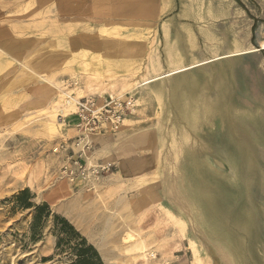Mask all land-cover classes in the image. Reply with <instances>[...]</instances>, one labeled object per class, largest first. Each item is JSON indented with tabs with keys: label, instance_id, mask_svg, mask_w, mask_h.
I'll return each mask as SVG.
<instances>
[{
	"label": "rangeland",
	"instance_id": "obj_1",
	"mask_svg": "<svg viewBox=\"0 0 264 264\" xmlns=\"http://www.w3.org/2000/svg\"><path fill=\"white\" fill-rule=\"evenodd\" d=\"M67 1L71 6L74 1L80 2L85 12L82 10L74 20L70 11H52L51 6L57 0H0V48L8 54L0 52V264H73L75 241L62 236L64 241L57 249L56 215L67 219L95 247L104 264L108 261L110 264H141L138 254L127 253L125 245L121 244L123 234L129 230L154 239L151 249L156 251L158 262L217 264L218 252L214 250L205 254L185 250V221L175 214L169 219V214L161 208L167 207L169 184L175 179L174 172L168 169L169 155H161V169L153 172L149 166L148 170L135 172L128 178L117 174L118 170L113 167L111 172L101 175L100 182L93 185L95 188L82 180L71 182L64 176L63 166L68 154L62 152L60 146H72L78 133L69 116L72 109L66 108L57 91L62 82L75 80L80 87L78 97L112 94L106 92L109 89L122 95L143 85L137 80L168 78L192 67H208L221 57L182 65L180 61H172L171 66L163 68L165 59L160 55L161 45L154 42L158 32L152 24L142 25L141 29L128 25L123 29L109 19L105 26L104 0H97L91 13L88 12L89 0ZM73 23L83 24L78 27ZM121 32L123 39H120ZM126 38L153 41L108 42ZM261 47L264 49V42ZM121 48L127 52L119 53ZM212 48H219V43ZM257 51L255 48L245 52L236 50L224 58H242ZM167 55H170L169 48ZM109 56L120 66L129 68L120 69L123 71L118 74L107 70L106 67L110 69L106 65ZM128 71L135 72L124 76L129 81L125 82L122 77L128 75ZM159 71L162 72L158 74ZM120 75L122 77H118ZM117 82L123 88L114 90ZM56 126L58 129L54 131ZM94 140L95 137L90 162L97 157ZM57 148L59 151H55ZM70 154L73 153L70 151ZM152 182H159L155 187L159 202L149 196L154 191ZM25 191L29 195L23 197ZM121 199L128 203L123 214H110L119 210L117 203ZM145 199L149 201L147 205ZM27 202L37 207L49 205L52 215L44 217L34 227L36 210L24 208ZM149 207L154 211L147 212ZM105 217L113 218L114 228L120 234L117 242L101 246L100 222ZM164 223L170 224L166 232L170 233L171 249L166 257ZM160 226L162 228L157 230ZM206 253L213 257L208 258Z\"/></svg>",
	"mask_w": 264,
	"mask_h": 264
},
{
	"label": "crops",
	"instance_id": "obj_2",
	"mask_svg": "<svg viewBox=\"0 0 264 264\" xmlns=\"http://www.w3.org/2000/svg\"><path fill=\"white\" fill-rule=\"evenodd\" d=\"M104 1L105 26L109 19L123 29L152 24L158 32L154 42L161 45L165 59L163 68L172 61L182 65L221 59L207 68L192 67L165 79L137 80L143 85L136 91V112L118 131L95 137L94 161L111 163L117 174L128 178L149 166L153 172L161 169V155H169L168 169L175 179L169 184L167 208L186 223L184 249L192 253L193 239L199 253L218 252L222 262L217 264H264V0ZM95 4L97 0H89V13ZM51 9L70 11L74 20L85 12L80 2L71 6L67 0H57ZM215 43L219 48H212ZM251 48L258 51L224 58L232 51ZM123 50L118 52H127ZM113 59L106 58L107 70L118 74L127 69ZM130 73L118 77L125 80ZM120 84H114V90ZM106 92L117 94L111 89ZM158 183L151 184L157 193Z\"/></svg>",
	"mask_w": 264,
	"mask_h": 264
},
{
	"label": "built area",
	"instance_id": "obj_3",
	"mask_svg": "<svg viewBox=\"0 0 264 264\" xmlns=\"http://www.w3.org/2000/svg\"><path fill=\"white\" fill-rule=\"evenodd\" d=\"M79 89L77 81L66 80L61 83L57 91L63 97L66 106L73 105V112L69 116L75 119L74 129L78 133V138L72 146H60L61 151L68 154L63 166V174L71 182L82 180L95 188L94 184L100 182L101 175L111 172L114 166L93 160L90 162L93 139L105 131L112 133L118 131L125 119L135 113L138 108L136 98L138 88L134 87L122 95L78 97L76 94ZM55 151H59V148ZM70 151L73 154H70Z\"/></svg>",
	"mask_w": 264,
	"mask_h": 264
},
{
	"label": "bare ground",
	"instance_id": "obj_4",
	"mask_svg": "<svg viewBox=\"0 0 264 264\" xmlns=\"http://www.w3.org/2000/svg\"><path fill=\"white\" fill-rule=\"evenodd\" d=\"M143 8V7H142ZM144 9V8H143ZM95 31V30H94ZM97 32V31H96ZM83 34V33H82ZM85 35V34H84ZM94 40V39H93ZM89 42V41H88ZM109 42V41H108ZM102 46V45H101ZM111 46V45H110ZM109 46V47H110ZM167 48H169L168 46H167ZM3 52L4 54H6V52H4L1 48H0V52ZM6 55H8V54H6ZM85 55H86V53H85ZM88 58V57H87ZM4 60V59H3ZM11 62V61H10ZM14 63V62H13ZM126 68V67H125ZM128 68V67H127ZM202 68H207V66H202ZM213 70H215V69H213ZM218 74V73H217ZM221 77V76H220ZM160 79H162V77H160ZM165 79V78H164ZM222 80V79H221ZM224 80V79H223ZM222 83H223V81H222ZM225 83V82H224ZM204 84H206V83H204ZM203 84V85H204ZM205 86V85H204ZM203 86V87H204ZM224 86V85H223ZM202 87V86H201ZM200 87V88H201ZM220 87V89H221V86H219ZM150 89H152L153 90V87H149ZM206 88H207V85H206ZM221 90H223V88L221 89ZM186 92V90L184 91V93ZM223 94V93H222ZM179 95V94H178ZM186 95V94H185ZM188 95V94H187ZM198 95V94H197ZM201 95V94H200ZM180 96V95H179ZM206 96V95H205ZM222 96V95H221ZM175 97H176V95H175ZM186 97V96H185ZM204 97V96H203ZM177 98H179V97H177ZM192 98H194V97H192ZM201 97L199 96V99H200ZM221 98V97H220ZM189 99V98H188ZM196 99H198V98H196ZM196 99L194 100L193 99V101L192 102H194V101H196ZM198 99V100H199ZM201 99H203V98H201ZM223 99H224V97H223ZM191 100V99H190ZM198 100H197V102H198ZM205 101H206V99H205ZM205 101H202L201 100V102H205ZM213 102V101H212ZM211 102V103H212ZM222 102V101H221ZM213 104H215V103H212V105ZM204 105V104H203ZM205 106V105H204ZM206 107V106H205ZM209 107V106H208ZM214 106H212V108H213ZM66 108H69V109H72L71 111L73 112V105H71L70 104V106H67ZM210 109H211V107H209ZM215 109V108H214ZM214 109H212V110H214ZM216 109H217V107H216ZM206 110V109H205ZM208 110V109H207ZM211 110V111H212ZM67 111H69L68 109H67ZM202 111H204V110H202ZM210 111V110H209ZM70 112V111H69ZM69 112H67V114H69ZM200 112H201V109H200ZM213 112H215V111H213ZM213 112H209V113H212L213 114ZM217 112V111H216ZM216 112H215V114H216ZM51 113V112H50ZM67 114H65V115H67ZM201 114H203V113H201ZM206 114V113H205ZM51 115V114H50ZM55 115V114H54ZM52 116V118L53 117H55V116ZM201 116H203V115H201ZM213 116V115H212ZM211 116V117H212ZM217 117V116H216ZM51 118V119H52ZM204 118V117H203ZM207 118H209L208 116H207ZM208 119H206V121H207ZM220 120H222V119H220ZM224 120V119H223ZM54 121V120H53ZM58 121H59V119H58ZM57 121V122H58ZM225 121V120H224ZM221 122V121H220ZM203 123V122H202ZM201 123V124H202ZM211 123V122H210ZM223 124V123H222ZM54 125H56V124H54ZM187 126V125H186ZM201 126V125H200ZM205 126H206V124H205ZM207 127V126H206ZM53 129H54V131H57V126L54 128L53 127ZM156 140V139H155ZM217 162V161H216ZM187 163V162H186ZM194 163H195V161H194ZM196 163H197V161H196ZM101 164V163H100ZM188 164V163H187ZM186 164V165H187ZM198 166V165H197ZM198 173V172H197ZM201 176V175H200ZM138 179V178H137ZM201 179H203V178H201ZM202 181V180H201ZM143 182V181H142ZM137 184V183H136ZM206 184V183H205ZM135 185V184H134ZM137 185H139V184H137ZM211 186V185H210ZM206 192H208V190H206ZM206 192H204V193H206ZM216 192V191H215ZM151 194L149 195L150 196V198H153V200L155 201V202H159L160 201V197H159V195H158V193L156 192V191H153V192H150ZM212 193V192H211ZM216 195V194H215ZM209 196V195H208ZM218 197H219V195H218ZM142 198V197H141ZM149 199V198H148ZM152 200V199H151ZM220 200H221V198H220ZM219 200V201H220ZM134 201V200H133ZM147 199H145V203H146V205H147ZM218 201V202H219ZM149 202V201H148ZM151 202H153V201H151ZM217 202V201H216ZM217 202V203H218ZM155 204V203H154ZM153 204V205H154ZM219 204V203H218ZM117 205H119L118 207H119V210L118 211H115V212H111L110 214H123V213H121V212H124V209L128 206V203H126L125 202V200H120L118 203H117ZM152 205V204H151ZM158 205H159V203H158ZM155 206V205H154ZM157 206V205H156ZM160 206V205H159ZM220 206V205H219ZM221 206H222V204H221ZM220 206V208H222L223 209V207H221ZM148 207V206H147ZM161 207V206H160ZM162 208V210L165 212V214H169L168 215V218L169 219H171L174 215H171L172 213L168 210V208L167 207H161ZM219 208V207H218ZM237 208V207H236ZM248 209V208H247ZM221 210V209H220ZM249 210V209H248ZM146 211L147 212H151V211H154V208L152 209V207H149V208H146ZM224 211V210H223ZM229 212V211H228ZM136 213V212H135ZM130 214V213H129ZM132 214V213H131ZM128 216H130V215H128ZM134 216V215H133ZM236 216V215H235ZM135 217V216H134ZM136 218V217H135ZM145 218V217H144ZM167 218V219H168ZM129 220V219H128ZM127 220V221H128ZM135 221H136V219H135ZM135 221H133V222H135ZM156 221H158V219L156 218ZM251 222V221H250ZM127 223V222H126ZM132 223V222H131ZM195 223H197V222H195ZM203 224V223H202ZM205 224H208V228L210 229V231L212 230V227L210 226V224L209 223H206V222H204V224H203V226L205 225ZM170 224H168V223H164L163 224V226H166V228L167 229H165V232L168 230V227H170L169 226ZM100 226H101V228H102V235L101 236H99L100 238H101V241L99 240V245H104V246H108L110 243H115V242H117L118 241V237H119V231H116V229L114 228V225H113V218L111 217V218H108V217H105V218H103L102 220H101V222H100ZM196 226L197 227H201L202 225L200 224V223H197L196 224ZM159 228H162L161 226L160 227H158V229L157 230H159ZM203 228V227H202ZM95 230V229H94ZM139 230V229H138ZM98 231V230H97ZM96 231V232H97ZM153 233H154V231H153ZM156 233V232H155ZM154 233V234H155ZM97 234H100V233H98L97 232ZM153 235V234H152ZM98 236V235H97ZM165 236H166V238H167V241H166V243L163 245L164 247H163V249L165 250V252H164V255H165V257L166 256H169V255H167V253L169 252V249H171V242H170V233L169 232H166V234H165ZM192 237V236H191ZM163 241V240H162ZM217 241V240H216ZM102 242V243H101ZM165 242V241H164ZM155 243V241H154V239L152 238V239H149V237H148V235L146 236V237H141V234L140 233H138V232H135L134 230H129V231H126L124 234H123V236H122V245H125V251L127 252V253H137L138 254V260L139 261H141V264H169V262H168V260H166V261H164V263H161V262H158L157 261V254H156V251L155 250H153V249H151V246H152V244H154ZM190 243H191V247H192V249L193 250H196L197 251V248H196V241L195 240H193V239H191V241H190ZM121 245V246H122ZM160 246H162V245H160ZM119 248V247H118ZM161 249V248H160ZM102 251V250H101ZM107 254H108V252H107ZM117 263H119V262H117ZM131 263V262H130ZM108 264H110L109 263V261H108Z\"/></svg>",
	"mask_w": 264,
	"mask_h": 264
},
{
	"label": "trees",
	"instance_id": "obj_5",
	"mask_svg": "<svg viewBox=\"0 0 264 264\" xmlns=\"http://www.w3.org/2000/svg\"><path fill=\"white\" fill-rule=\"evenodd\" d=\"M27 191L22 192V196H28ZM19 198L20 200L23 198ZM24 208L36 210L34 218V227L44 218H49L52 215L49 205L44 204L43 206L37 207L31 202H27ZM56 220V231H57V249L59 250L63 243L62 236H66L69 240L75 241L74 251L76 253V260L73 264H104L98 251L93 245H90L86 238L76 230V228L65 218L58 215L54 216Z\"/></svg>",
	"mask_w": 264,
	"mask_h": 264
}]
</instances>
